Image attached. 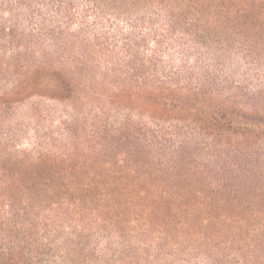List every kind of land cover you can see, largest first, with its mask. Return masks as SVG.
<instances>
[{
	"label": "trees",
	"instance_id": "16d2710c",
	"mask_svg": "<svg viewBox=\"0 0 264 264\" xmlns=\"http://www.w3.org/2000/svg\"><path fill=\"white\" fill-rule=\"evenodd\" d=\"M0 264H264V0H0Z\"/></svg>",
	"mask_w": 264,
	"mask_h": 264
}]
</instances>
